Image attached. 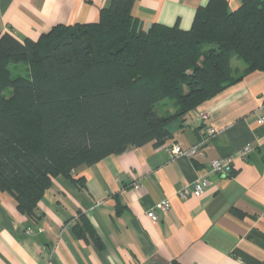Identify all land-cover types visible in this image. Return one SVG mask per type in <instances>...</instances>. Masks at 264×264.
<instances>
[{"label":"crops","instance_id":"obj_1","mask_svg":"<svg viewBox=\"0 0 264 264\" xmlns=\"http://www.w3.org/2000/svg\"><path fill=\"white\" fill-rule=\"evenodd\" d=\"M110 1L0 0V29L36 41L55 25L95 23ZM208 1L137 0L131 14L142 31L152 24L188 30ZM242 1L227 0L229 10ZM263 98L264 74L245 76L171 121L162 146L130 148L55 177L33 219L0 191V264H264ZM199 112L209 114L207 123ZM207 127L215 130L208 139ZM171 146L200 154L172 157ZM229 157L230 173H209L211 161ZM203 176L210 185L200 196L178 197ZM163 201L168 216L151 221L150 209Z\"/></svg>","mask_w":264,"mask_h":264},{"label":"trees","instance_id":"obj_2","mask_svg":"<svg viewBox=\"0 0 264 264\" xmlns=\"http://www.w3.org/2000/svg\"><path fill=\"white\" fill-rule=\"evenodd\" d=\"M136 1L111 0L95 23L55 25L36 41L0 29V191L29 219L55 177L130 148L160 147L171 121L264 74V0H243L234 11L227 0H209L188 30L144 31L131 14ZM19 64L27 75L13 77L9 67ZM164 100L173 114L157 113ZM82 230L95 239L90 226Z\"/></svg>","mask_w":264,"mask_h":264},{"label":"built area","instance_id":"obj_3","mask_svg":"<svg viewBox=\"0 0 264 264\" xmlns=\"http://www.w3.org/2000/svg\"><path fill=\"white\" fill-rule=\"evenodd\" d=\"M199 120L205 124L209 120V114L207 112H199L198 114ZM262 121H259L261 123ZM215 130L211 127H207L205 131L206 139L210 138L214 135ZM248 152V148H245L240 156H245ZM169 153L172 157H187L194 158L196 155L200 154V150L198 147H191L189 149H182L180 146H171L169 149ZM232 170V157L223 158V159H215L209 164V173L215 175H223L228 174ZM210 185V181L207 176H203L198 178L192 185L191 190L187 187H183L177 193L178 197L182 200L187 199L189 196H200L204 190ZM138 185L134 186L135 189H138ZM170 211V205L168 202L163 201L153 205V207L149 211V219L153 222H157L159 218H165L168 216Z\"/></svg>","mask_w":264,"mask_h":264},{"label":"rangeland","instance_id":"obj_4","mask_svg":"<svg viewBox=\"0 0 264 264\" xmlns=\"http://www.w3.org/2000/svg\"><path fill=\"white\" fill-rule=\"evenodd\" d=\"M232 67H233V68H237V67L241 68V67H243V65H242V62H239L238 60L233 59V60H232ZM9 69H10L11 74H12L13 77H15V76H17V75H20V76H26V75H27V73H26L25 70H24L23 65H21V64H19L18 66H13V65H11V66L9 67ZM172 103H173V102L170 101V100H164V101L158 103V104L156 105V111H157V113H158L159 115H165V113H164L163 111H164L165 109H166V110H167V109L169 110V109L173 106Z\"/></svg>","mask_w":264,"mask_h":264}]
</instances>
